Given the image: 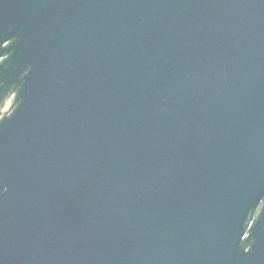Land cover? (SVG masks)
Instances as JSON below:
<instances>
[{"label":"water","instance_id":"water-1","mask_svg":"<svg viewBox=\"0 0 264 264\" xmlns=\"http://www.w3.org/2000/svg\"><path fill=\"white\" fill-rule=\"evenodd\" d=\"M7 40L0 264H264V0H0Z\"/></svg>","mask_w":264,"mask_h":264},{"label":"flooded vegetation","instance_id":"flooded-vegetation-1","mask_svg":"<svg viewBox=\"0 0 264 264\" xmlns=\"http://www.w3.org/2000/svg\"><path fill=\"white\" fill-rule=\"evenodd\" d=\"M13 40H7L0 44V64L8 58L10 55L13 54V51L10 50V45ZM17 78L16 70H12L11 68H0V122L4 119L8 118L9 115L14 111L16 102L15 96L17 92V88L14 84ZM9 100L10 103V110L5 112L2 110L3 106ZM264 201V200H263ZM263 201L259 203L256 207L255 211H260L263 207ZM251 219V218H250Z\"/></svg>","mask_w":264,"mask_h":264},{"label":"trees","instance_id":"trees-1","mask_svg":"<svg viewBox=\"0 0 264 264\" xmlns=\"http://www.w3.org/2000/svg\"><path fill=\"white\" fill-rule=\"evenodd\" d=\"M14 41H15V40H13L12 43H13ZM10 57H11V55H10L8 58H6V59L0 64V67L2 66V64H4L5 62H7V61L10 59ZM13 57H15V56H13ZM16 72H17V78H16V81H15V84H14V87H13V88H15V86H16V88H18L17 83H18L20 80L23 79V77H24V75H25V73H26V70H21V71H17V70H16ZM15 102H16V105L19 103V97H18L17 92H16V96H15ZM12 113H13V112H12ZM12 113H11V114H12ZM11 114H10V115H11ZM10 115H9V117H10ZM255 212H256L255 210H251V211L249 212L248 217H247V221H246V223H245V226H246V227L248 226V224H249V222H250V216H251L252 214H254ZM253 224H254V222H252L251 225L248 227V232H249V233L245 236L244 241H245V240L249 237V235L251 234ZM250 243H252V241H250L249 244H250ZM249 244H248V245H249Z\"/></svg>","mask_w":264,"mask_h":264},{"label":"rangeland","instance_id":"rangeland-1","mask_svg":"<svg viewBox=\"0 0 264 264\" xmlns=\"http://www.w3.org/2000/svg\"><path fill=\"white\" fill-rule=\"evenodd\" d=\"M9 106H10V103H9V100H8L7 103L3 106L2 110H3V111H6L7 108H8ZM9 110H10V109H9ZM9 110H8V111H9ZM8 111H7V112H8ZM258 213H259V210H258L257 212H255L254 214L251 215V219H250V222H249L250 225H251V223L253 222L254 217H255V219H256ZM250 225H249V226H250Z\"/></svg>","mask_w":264,"mask_h":264},{"label":"built area","instance_id":"built-area-1","mask_svg":"<svg viewBox=\"0 0 264 264\" xmlns=\"http://www.w3.org/2000/svg\"><path fill=\"white\" fill-rule=\"evenodd\" d=\"M250 225V224H249Z\"/></svg>","mask_w":264,"mask_h":264}]
</instances>
